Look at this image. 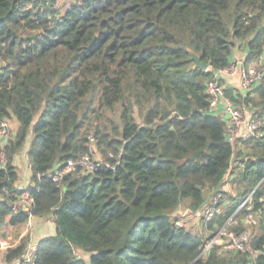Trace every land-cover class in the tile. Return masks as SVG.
<instances>
[{
    "label": "trees",
    "instance_id": "trees-1",
    "mask_svg": "<svg viewBox=\"0 0 264 264\" xmlns=\"http://www.w3.org/2000/svg\"><path fill=\"white\" fill-rule=\"evenodd\" d=\"M236 42L245 67L264 65V0H0V124L17 123L0 149V237L51 215L55 234L33 264H264V136L228 143L208 110L206 84L232 65ZM224 97L264 120V78ZM28 141L31 184L20 189L14 160ZM87 155L92 172L37 176ZM228 180L235 195L222 191ZM217 195L202 235L171 217ZM223 227L247 237L245 250L225 241L200 255ZM26 248L0 250L16 264Z\"/></svg>",
    "mask_w": 264,
    "mask_h": 264
},
{
    "label": "built area",
    "instance_id": "built-area-1",
    "mask_svg": "<svg viewBox=\"0 0 264 264\" xmlns=\"http://www.w3.org/2000/svg\"><path fill=\"white\" fill-rule=\"evenodd\" d=\"M239 74L241 87L244 91H249L253 89L258 83L264 78V65H248L244 66L243 62L236 63L235 65H230L227 69L213 71L212 78L207 82L206 89L209 95V112L219 116L225 124L226 128V140L228 143L234 144L236 140H245L253 138H261L264 136V120L259 119L257 115H253V112L245 105H234L231 100L224 97V87L221 84L226 76H233ZM9 127L7 123L0 124V149L7 145L8 138L10 137ZM0 164L4 165V153L0 151ZM76 168H80L81 171L87 174L95 170L90 156L83 157L78 163L69 162L64 167L57 166L52 171L45 174H38V178L47 177L54 183H57L65 175L72 173ZM230 179L228 176L225 180ZM219 195L215 197L212 201L210 207L206 208L202 212V217L205 220H209L215 213L218 212L216 206L219 202ZM21 202L28 209L33 202L32 197L26 191L22 194ZM244 201L241 206L245 204ZM240 206V207H241ZM177 226H181L176 223ZM212 238H214V243L223 244L225 241L227 249H238L239 251H244L247 243L246 236L236 237L231 231L226 227L221 228L217 231L213 237H211L210 244L212 243ZM209 244V246H210ZM8 245L5 241H0V249L7 248ZM36 250L35 245H29L26 249L25 254L22 256L18 262L22 264H33L34 253ZM255 254L257 252H254Z\"/></svg>",
    "mask_w": 264,
    "mask_h": 264
},
{
    "label": "rangeland",
    "instance_id": "rangeland-1",
    "mask_svg": "<svg viewBox=\"0 0 264 264\" xmlns=\"http://www.w3.org/2000/svg\"><path fill=\"white\" fill-rule=\"evenodd\" d=\"M60 4V3H59ZM109 117L114 121L117 122V116H112L109 115ZM10 125V136H12V133L14 134V126H12V123H9ZM13 129V131H12ZM29 148V141L24 145L23 149H21V152H19L17 154L16 157V164L19 166V180H18V187H27L28 185V178L25 175H21V171H28V165H29V158L27 156V151ZM93 153H94V158L95 159H99V152L97 150L96 144L94 145L93 149H92ZM230 180V179H229ZM226 181L225 184H227L228 187H226L223 191L226 192L228 195H235L238 191L237 187H233L230 181ZM212 197L208 196V200L206 202V206L204 207L205 209L210 207L208 205H210V202L212 201ZM208 206V207H207ZM203 209V211L205 210ZM198 212V213H191L188 209V201H184L178 208L177 210H175L171 217L173 219H175V223H179L181 226L185 227L187 230H190L191 232L194 233H198L200 235L203 234V229L201 226V217H202V212ZM52 216L49 215L48 218H51ZM51 222V220H47L46 222L42 223L39 222V226L40 227H36L34 228L33 224L29 225L28 223L24 226H20L18 228H8L5 230L6 235L4 237H0V241H5L8 245V247H15L16 245H18L21 241L26 240L27 242V247L29 245H35L33 242L34 240H36L37 237H35L34 235H41V236H46L48 234L52 233V230H48L47 227H45V229H43V226L48 223ZM236 222V221H235ZM234 222V223H235ZM248 224H252V225H247V233L248 234H252L253 232V228H255L253 233L257 232L256 229V224L253 222L248 223ZM255 224V225H254ZM216 233V232H214ZM55 234V233H54ZM53 234V235H54ZM47 237V236H46ZM207 240V238H206ZM214 238H212V243H214ZM27 249V248H26ZM4 253L5 251L0 250V264H7L4 262ZM76 256L78 258H81L85 261L88 260V255L79 251H76ZM20 262H17L16 264H20ZM14 264V263H12Z\"/></svg>",
    "mask_w": 264,
    "mask_h": 264
},
{
    "label": "crops",
    "instance_id": "crops-1",
    "mask_svg": "<svg viewBox=\"0 0 264 264\" xmlns=\"http://www.w3.org/2000/svg\"><path fill=\"white\" fill-rule=\"evenodd\" d=\"M246 53H247V49L245 47V44L243 42H236V45H235V47H234V49L232 51V55H231V64L232 65H235L236 63H239L240 61L242 62L245 59V57H246ZM222 85H223V87H224L225 90L226 89H233V90H237L239 93L249 92V91H245L244 92V90L242 89L241 82H240V77H239V74L238 73L235 74V75H233V76H230V77L229 76L224 77L223 80H222ZM12 126H14V130H15V128H17V123L14 122ZM15 160H16V158H15ZM15 160H14V165L16 166L17 170H19L20 168L16 164V161ZM18 174H19V172H18ZM21 175H25L28 178V184L27 185L29 186L31 184L30 181H29L30 180L29 179L30 178L29 167H28V171H21ZM27 187L24 188V187H20L19 186L18 188H20V189H26ZM226 187H228V186L224 182V184L222 186V189L224 190ZM48 217L49 216H46V217H32L28 221V224L29 225L33 224L34 225L33 227L36 228V227H40L39 226V222L44 223V222H46L49 219V220H51V222L46 223L43 226V229H45V227H47L48 230H52V233L51 234H48L46 236L47 237L53 236V234L55 233V230H56L55 229V225H54V219H53V217H51V218H48ZM34 236L37 237L36 240L33 241V242H35L34 244H37V242L39 240H41V239H43V238L46 237V236H41V235H38V236L37 235H34Z\"/></svg>",
    "mask_w": 264,
    "mask_h": 264
},
{
    "label": "water",
    "instance_id": "water-1",
    "mask_svg": "<svg viewBox=\"0 0 264 264\" xmlns=\"http://www.w3.org/2000/svg\"><path fill=\"white\" fill-rule=\"evenodd\" d=\"M93 42H94V40L90 41L89 42V45H92ZM189 55H190V60L194 63V68L199 69V70H202V71H206V70H208L210 68V64L209 63L201 62L200 58L195 53L189 52ZM210 241L211 240H209V239H207V240L204 241V248H203V250H202V252H201L200 255H202V253L205 252V250L207 249V247L210 244Z\"/></svg>",
    "mask_w": 264,
    "mask_h": 264
}]
</instances>
